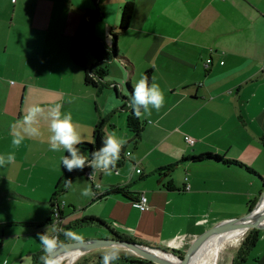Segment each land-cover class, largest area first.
Masks as SVG:
<instances>
[{
  "label": "crops",
  "instance_id": "crops-1",
  "mask_svg": "<svg viewBox=\"0 0 264 264\" xmlns=\"http://www.w3.org/2000/svg\"><path fill=\"white\" fill-rule=\"evenodd\" d=\"M125 1L0 0V155L16 156L0 167V264H39L44 253L38 233L74 241L64 233L86 225L89 238H124L182 253L204 231L245 216L264 188V0H132L130 24L120 31ZM92 20L93 35L114 44L121 57L101 63L108 73L96 78L95 87L84 83L82 67L69 54L75 35L83 42L89 36L83 24ZM82 51L91 67L95 61L84 44ZM145 72L149 83L159 84L164 105L151 115L142 111L143 129L134 143L126 129V85L133 89ZM57 102L62 112H71L82 142H92L95 128L103 138L115 132L126 141L123 162L111 175L88 166L85 174L65 175L66 151L49 150L43 119L40 137L12 145L10 126L29 105L47 111ZM187 135L194 144L185 141ZM205 152L244 162L256 174L240 166L180 161ZM81 153L91 157L90 151ZM127 184L128 195L107 194L111 186ZM86 187L91 196H82ZM71 189L76 200L61 202L62 218L48 222L53 194L58 203ZM97 193L102 196L94 199ZM141 195L147 210L137 206ZM88 217L103 225H76ZM100 249L59 264L95 260ZM190 264H264V228L214 235Z\"/></svg>",
  "mask_w": 264,
  "mask_h": 264
},
{
  "label": "clouds",
  "instance_id": "clouds-1",
  "mask_svg": "<svg viewBox=\"0 0 264 264\" xmlns=\"http://www.w3.org/2000/svg\"><path fill=\"white\" fill-rule=\"evenodd\" d=\"M163 105L164 94L159 84L154 79L152 83H149L148 77L142 74L133 84L131 92L129 107H131L133 114L137 118L142 115V111L143 114L151 115L152 109L159 111ZM62 106V103L57 102L47 107V111H45V108L39 104L29 105L22 118L10 126L12 145L19 148L25 138L40 137L42 134L40 121L43 119L47 121L49 150L67 152V155L61 157L62 165L67 172L82 171L85 166H88L93 171L99 170L105 175H111L112 170L117 166L122 147L126 141L123 138H118L115 132H109L103 138L99 149L91 153V160H88L75 147L82 142L81 136L73 123L71 112H62ZM126 155L133 158L131 152L126 153ZM15 159L14 152L0 155V167L14 163ZM135 171L138 174L140 170L137 168ZM66 186H70V181ZM81 194L85 197L91 196V188H84ZM143 201L146 204L147 197H144ZM64 234L66 237L79 239L71 231H66ZM38 237L44 253L40 258L43 264H59V260L52 255L58 246L56 236L49 235L45 231L38 233ZM105 248L106 250L101 254L102 264H113L114 261L119 259L121 248L117 242H112L110 245H106Z\"/></svg>",
  "mask_w": 264,
  "mask_h": 264
},
{
  "label": "trees",
  "instance_id": "trees-1",
  "mask_svg": "<svg viewBox=\"0 0 264 264\" xmlns=\"http://www.w3.org/2000/svg\"><path fill=\"white\" fill-rule=\"evenodd\" d=\"M134 11V2L132 0H126L123 5L120 8V20H119V24H118V28L120 29V31L125 30L129 24H130V20L132 17ZM94 21H88L85 24H83V26H86L89 28L90 30V34L89 36L85 39V41L83 42L81 40V38L78 35H75L73 40H72V44L70 46L69 49V54L71 59L80 67H82L83 71H84V83L86 85H90V86H97V79H101L103 80L108 73V69H107V62H109L111 59H117V58H121L118 55V52L116 50V46L113 44L111 47H108L105 43H103L101 40H99L98 38H96L93 33H92V25ZM112 35L115 37L116 33L112 32ZM84 44V48L87 51V53L94 59L95 63L91 66L88 67L86 64V59L84 56V53L82 51V45ZM105 62L106 65H101V63ZM90 73L95 77H93L92 75H90ZM148 77V81H149V72H145V74ZM97 78V79H96ZM126 88L128 90L129 93V101H131V92L132 89L130 87L129 84L126 85ZM126 129L127 131L132 135V139L134 143H137L140 139L141 136V132L143 129V123L140 120V117L137 118L133 112L131 107H129L128 110V114L126 117ZM102 140H103V135L102 133L95 128L93 131V135H92V142H86L83 141L80 144H77L75 147H77L80 151L82 150H87L88 152L90 151V156L91 153L96 150L99 149V147L102 144ZM263 143H264V138H262ZM123 148L121 150L120 153V159L117 161V165H120L123 162V157H122V152ZM67 155V152H66ZM88 159H91V157H89ZM189 161L190 163L193 164H222L225 166H240V167H244L246 170L248 171H252V173L256 172L252 169L249 168L247 166H245L243 163L239 162L238 160L235 159H227V158H223L221 156H219L218 154H213L210 152H205V153H200L198 155H191L189 157H183L180 161ZM179 162V161H178ZM177 162V163H178ZM174 164L171 165H166L164 167H160L157 168L155 170V172L157 173H161L164 170H169L171 167H173ZM176 165V163H175ZM87 168L84 167V169L81 171L82 174H85V170ZM74 170L73 172L75 173ZM73 172H65L67 174H73ZM147 175H141L139 177V179H143L145 178ZM264 180V178H261ZM60 183V182H59ZM131 184H129L130 186ZM164 186L167 189H173L172 185L170 184V182H167L164 184ZM186 188V185H185ZM114 193H121L124 194L123 196L128 195V193H130V190L128 188V184L127 185H114L110 187V190L107 192V194H114ZM56 193L53 194V198L52 201H50V211L52 214V218H48V222H51L53 219L55 221H57L58 219L62 218V207L59 204V202L57 203L55 201V197ZM102 196V194H96L94 196V199H98ZM104 196V194H103ZM57 206V209H56ZM55 210L57 211V215H54ZM91 223H96L98 225H103L102 222L96 218H83L80 220H77L76 225L77 226H82V225H86V224H91ZM63 241L59 240L58 243H61ZM168 250V249H166ZM169 251V250H168ZM173 253L177 254V255H181L180 251L177 250H170ZM103 253V252H102ZM101 253V254H102ZM98 254L95 258V260H90V259H77L76 261H74L72 264H87V261H90V264H102V255ZM42 260L39 264H42ZM113 263L116 264H144L147 263V261L141 260L138 257H136L132 252L121 249L120 251V256L119 259L114 261Z\"/></svg>",
  "mask_w": 264,
  "mask_h": 264
},
{
  "label": "water",
  "instance_id": "water-1",
  "mask_svg": "<svg viewBox=\"0 0 264 264\" xmlns=\"http://www.w3.org/2000/svg\"><path fill=\"white\" fill-rule=\"evenodd\" d=\"M101 80V79H100ZM264 188L249 212L237 219L221 222L212 228L196 236L182 251L181 255L174 254L160 247L149 246L134 240L117 237H97L79 241L58 243L52 254L59 261L63 258H71L73 255L85 253L92 249L103 248L112 242H117L120 247L131 251L136 257L147 262L157 264H190L198 248L209 238L223 232H243L247 229L264 228ZM43 264V263H42Z\"/></svg>",
  "mask_w": 264,
  "mask_h": 264
},
{
  "label": "rangeland",
  "instance_id": "rangeland-1",
  "mask_svg": "<svg viewBox=\"0 0 264 264\" xmlns=\"http://www.w3.org/2000/svg\"><path fill=\"white\" fill-rule=\"evenodd\" d=\"M83 75H84V73H83ZM84 79V78H83ZM128 114V113H127ZM219 155V154H218ZM219 156H223V154H221V155H219ZM244 163V162H243ZM78 184V183H77ZM39 192H37V194H38ZM50 194H51V192H50ZM50 194H44L45 195V197H46V199L49 197V195ZM73 194V189H71V191L70 192H68V193H65L64 195L62 194V197H61V200H60V202H59V204L60 205H62L61 204V202H64V201H67V199L68 198H72V199H74V196H75V199H74V201L76 200V194H75V192H74V195H72ZM40 195V194H39ZM84 227H86L87 228V225L86 226H84ZM86 228H83V229H80V230H77V231H75V232H73V235L74 236H77V237H79V239L78 240H74V241H79V240H84V239H88L89 238V236L88 235H91V233H90V230L89 229H86ZM92 230V229H91ZM104 235H105V233H103ZM69 237H67V238H65V239H68ZM91 238H97V237H91ZM104 238V237H103ZM67 242H72V241H67ZM121 249H124V250H127V249H125V248H123V247H120ZM98 249V248H97ZM93 250H96V249H93ZM106 250V248L104 247V248H101L100 249V251H105ZM127 251H129V250H127ZM131 252V251H130ZM75 257V255H73L71 258H74ZM69 259H67V261H68ZM88 264H90V263H88Z\"/></svg>",
  "mask_w": 264,
  "mask_h": 264
},
{
  "label": "built area",
  "instance_id": "built-area-1",
  "mask_svg": "<svg viewBox=\"0 0 264 264\" xmlns=\"http://www.w3.org/2000/svg\"><path fill=\"white\" fill-rule=\"evenodd\" d=\"M14 1V0H13ZM210 62H211V59H207L206 60V62L204 63V66L205 67H207V66H209V64H210ZM90 75H92L91 73H90ZM93 76V75H92ZM94 77V76H93ZM184 139H185V141H187V143H189V144H194V142H195V140H194V138H192V137H190V136H184ZM129 151H126L125 152V154L126 153H128ZM137 169V168H136ZM139 169V168H138ZM140 170V169H139ZM136 172V171H135ZM141 172V170L139 171V173ZM137 173V172H136ZM88 176H89V173H88ZM187 186V188H189V185L187 184L186 185ZM145 196L144 195H141L140 197H139V199L137 200V206H138V208L141 210V211H143V210H147L148 209V205H147V202H146V204L144 203V201H143V198H144ZM62 206V205H61ZM56 209H57V206H56ZM54 215L56 216L57 215V211L55 210V212H54Z\"/></svg>",
  "mask_w": 264,
  "mask_h": 264
},
{
  "label": "bare ground",
  "instance_id": "bare-ground-1",
  "mask_svg": "<svg viewBox=\"0 0 264 264\" xmlns=\"http://www.w3.org/2000/svg\"><path fill=\"white\" fill-rule=\"evenodd\" d=\"M262 206H263L262 208L264 209V201H263V204H262ZM206 256H207V254H206ZM59 262H60V261H59Z\"/></svg>",
  "mask_w": 264,
  "mask_h": 264
}]
</instances>
